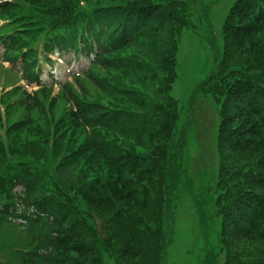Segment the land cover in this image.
Returning a JSON list of instances; mask_svg holds the SVG:
<instances>
[{"label":"trees","instance_id":"1","mask_svg":"<svg viewBox=\"0 0 264 264\" xmlns=\"http://www.w3.org/2000/svg\"><path fill=\"white\" fill-rule=\"evenodd\" d=\"M205 14L194 0L0 3L2 59L23 78L37 81L41 55L49 63L54 52L93 56L74 79L82 92L65 88L63 113L57 97L38 103L49 99L43 87L0 96V232L28 235L23 250L0 248L14 264H104V255L114 264H163L164 216L180 180L188 178L193 196L171 96L177 56L183 33L195 30L192 17ZM209 32V66L193 97L209 96L217 109V163L203 176L210 214L198 208V220L216 236L219 264H264V0H233L219 34Z\"/></svg>","mask_w":264,"mask_h":264},{"label":"rangeland","instance_id":"2","mask_svg":"<svg viewBox=\"0 0 264 264\" xmlns=\"http://www.w3.org/2000/svg\"><path fill=\"white\" fill-rule=\"evenodd\" d=\"M232 2L233 0H194V4L198 8L199 5L202 6L207 11V15L205 14L206 17L202 19L193 16L191 21L197 30L195 27V30H187L181 38L180 51L177 56V78L173 84L171 96L178 101L180 108L177 130L186 132L184 139L188 157L185 160V165L189 167L187 175H189L190 181H193V186L189 190L193 192L194 198L200 200L201 206L199 204L194 205L196 199L193 200L191 193L184 188L188 178L180 180L178 189L172 195L173 202L168 203V210L164 216V230L170 240L163 254V264H214L215 260V264H219L223 259L222 255H215L219 252V246H217L216 236L212 233L209 223L206 224V232H203L198 220L199 213H197L198 208H201L199 212L202 215L209 216L210 214L211 191L207 189L206 178H203V176L205 171H211L217 163L215 135L219 119L216 114L217 109L211 98L202 95L193 97V93L195 84L203 78L205 70L209 66L206 64L207 42L210 39L209 30L219 34L222 19ZM206 38L207 42L203 51L202 42ZM1 56L0 48V58ZM61 59L65 65L60 60L58 61L57 56L52 59L56 62L54 67H51L56 72L53 75L56 80H63L69 69V71H79L87 67L85 59H74L70 53L61 57ZM3 68H0V75L3 78L1 86L3 88L6 85L8 88H14L17 85L26 94L37 92L33 90L37 89L33 87V84L27 83L26 80L20 81L19 75L16 71L11 70L8 64H4ZM45 68L48 69L46 66ZM98 70L100 73L105 74L102 70ZM44 80L48 81L49 77L45 75ZM83 80L89 93L96 94L97 90L88 77H84ZM14 82H16V85ZM26 83L29 85L27 89ZM43 86L46 90L50 88L51 94L48 95V101L40 96L38 103L48 107L50 100L52 101L57 97L53 103H56L55 107L62 113L68 105V95L65 88L71 90H68L69 94L71 92L76 94L82 92L71 80L54 86H47V84H43ZM62 90L64 91L61 92ZM22 100H24L22 95L14 99V101ZM18 115L19 112H16L14 117ZM174 144L179 145L176 137ZM171 161L174 163V157L171 158ZM20 190L18 187L15 192L19 193ZM27 245L28 235L26 231L19 230L16 227L11 229L6 226L0 232V248L2 249L21 246L20 249L23 250ZM11 256L8 255L7 257L6 254L0 251V262L7 261V264H14ZM103 260L104 264H114V261L106 255H104Z\"/></svg>","mask_w":264,"mask_h":264}]
</instances>
